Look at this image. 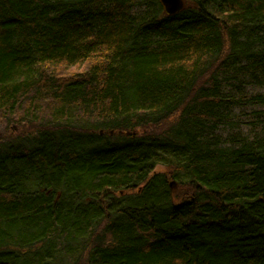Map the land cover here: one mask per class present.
I'll list each match as a JSON object with an SVG mask.
<instances>
[{
  "label": "trees",
  "instance_id": "16d2710c",
  "mask_svg": "<svg viewBox=\"0 0 264 264\" xmlns=\"http://www.w3.org/2000/svg\"><path fill=\"white\" fill-rule=\"evenodd\" d=\"M183 1L0 0V264H264V0Z\"/></svg>",
  "mask_w": 264,
  "mask_h": 264
},
{
  "label": "rangeland",
  "instance_id": "374dc122",
  "mask_svg": "<svg viewBox=\"0 0 264 264\" xmlns=\"http://www.w3.org/2000/svg\"><path fill=\"white\" fill-rule=\"evenodd\" d=\"M87 64L86 63H81L73 66H66V65H60L57 68L60 74L63 76H69V74H75L79 72H84L86 70ZM14 123V122H13ZM22 131L27 132L26 129H23L19 126L15 125H9L7 126L4 121H0V139H2L4 136L5 137H13ZM159 130L154 128V127H147L146 129H140L139 133L142 132H158ZM156 172H162L165 170V167L161 164H158L155 169Z\"/></svg>",
  "mask_w": 264,
  "mask_h": 264
},
{
  "label": "water",
  "instance_id": "95a60500",
  "mask_svg": "<svg viewBox=\"0 0 264 264\" xmlns=\"http://www.w3.org/2000/svg\"><path fill=\"white\" fill-rule=\"evenodd\" d=\"M160 3L163 6L164 11L170 15L180 11L184 6L183 0H160Z\"/></svg>",
  "mask_w": 264,
  "mask_h": 264
},
{
  "label": "bare ground",
  "instance_id": "6f19581e",
  "mask_svg": "<svg viewBox=\"0 0 264 264\" xmlns=\"http://www.w3.org/2000/svg\"><path fill=\"white\" fill-rule=\"evenodd\" d=\"M160 1V0H159Z\"/></svg>",
  "mask_w": 264,
  "mask_h": 264
}]
</instances>
